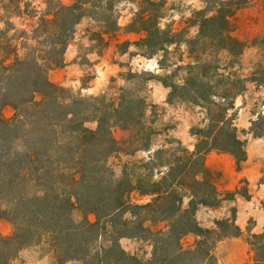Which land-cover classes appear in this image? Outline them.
<instances>
[{
    "label": "trees",
    "instance_id": "1",
    "mask_svg": "<svg viewBox=\"0 0 264 264\" xmlns=\"http://www.w3.org/2000/svg\"><path fill=\"white\" fill-rule=\"evenodd\" d=\"M25 1L0 0V219H8L14 226L11 235L0 234V264H10L20 250L43 235L52 238L64 262L215 264L217 242L239 236L241 229L231 220L217 221L215 229H205L196 219L199 206L221 202L205 156L218 150L233 155L238 163L245 161L244 143L229 112L246 90V81L231 71L224 72L227 68L219 64L190 65L184 83L171 86L170 100L186 99L206 110L207 125L194 133L198 139L194 152H187L186 161L169 165L158 180L152 174L116 178L107 161L120 150L111 123L119 108L100 107L98 99L74 97L49 78L53 68L65 64L67 46L86 7L102 8L107 14L113 11L115 0H73L68 4L46 0V10L34 29L17 30L10 36L14 30L11 20L30 16V4ZM143 20H155L144 29L148 55L175 42L172 32L162 29L153 15H145ZM221 20L219 33L213 37L227 42L222 49L237 58L243 44L225 36L227 15ZM6 106L15 111L11 120L2 116ZM88 122L97 127H87ZM31 189L35 192L30 193ZM133 192L151 201L133 203ZM185 198H189L187 208L183 207ZM75 210L82 213L83 220L74 218ZM166 221V230L146 226ZM189 234L198 240L185 248L182 241ZM123 238L150 239L151 258L144 261L128 254L120 245ZM252 239L258 260L264 262V234H253Z\"/></svg>",
    "mask_w": 264,
    "mask_h": 264
},
{
    "label": "rangeland",
    "instance_id": "2",
    "mask_svg": "<svg viewBox=\"0 0 264 264\" xmlns=\"http://www.w3.org/2000/svg\"><path fill=\"white\" fill-rule=\"evenodd\" d=\"M45 1L26 0L30 16L13 18L15 31L11 30L10 36L21 29L31 32L46 10ZM63 1L68 4L73 0ZM148 14L158 19L162 29L171 31L175 41L153 55H148L150 50L143 43L144 29L155 22H144ZM225 15L229 21L225 36L243 44L237 58L222 49L227 42L213 37L219 33ZM64 61L62 67L50 71L52 82L74 97L98 99L100 107L119 108L111 123L120 150L107 161L116 178L152 174L158 180L169 165L186 161L187 152H194L198 143L194 133L207 125L206 110L186 99L170 100L171 86L184 83L190 65L219 64L227 68L224 72L231 71L246 81V90L234 100L235 108L229 112L244 143L246 159L238 163L233 155L218 150L205 156L221 202L213 207L199 206L196 219L205 229H215L216 222L222 220L234 221L241 229L239 236L217 242L213 249L215 264H264L250 244L254 243L253 234H264V0H115L113 11L107 14L88 5ZM14 115L11 106L2 111L5 120ZM87 127L95 129L97 123L88 122ZM190 172L187 178L195 169ZM33 192L35 189L30 190ZM131 200L143 204L151 198L133 192ZM188 203L189 198H185L183 207ZM83 217L79 210L74 211L77 221ZM88 218L95 220L94 215ZM146 226L166 230L169 222H148ZM13 231L8 219H0V234L7 236ZM197 240L189 234L182 243L190 248ZM120 245L144 261L152 256L150 239L123 238ZM10 264L84 262L62 261L52 238L43 235L37 243L20 250Z\"/></svg>",
    "mask_w": 264,
    "mask_h": 264
}]
</instances>
